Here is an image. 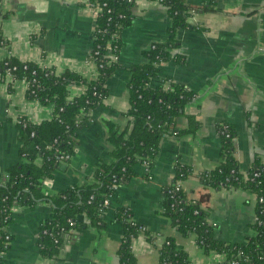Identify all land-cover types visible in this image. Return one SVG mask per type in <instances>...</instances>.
<instances>
[{"label":"crops","instance_id":"0c3cea01","mask_svg":"<svg viewBox=\"0 0 264 264\" xmlns=\"http://www.w3.org/2000/svg\"><path fill=\"white\" fill-rule=\"evenodd\" d=\"M89 0H0V62L15 59L52 69L58 75L67 71L88 80L97 76L92 60L98 11ZM198 8L191 22L196 30H180L179 52L185 65L169 62L161 75L171 77L197 93L186 108L200 127L179 139L166 137L160 145L151 179L145 165L137 176L117 190L114 207H127L133 219L153 236L141 234L132 243L137 264H159V249L166 237H174L189 254L193 264H221L223 254L206 253L195 236L184 238L171 227L164 214L163 189L176 177V164L188 166L193 174L181 185L197 191V173L211 171L223 163L222 139L218 125H231L236 132L234 147L240 172L247 175L255 164L264 165V0H185ZM211 5L204 11L202 6ZM133 23L122 32L123 48L117 69L106 87L105 106L96 108L91 121L79 132V146L69 166L43 183L42 191L54 197L90 181L101 161L108 162L113 146L107 122L127 125L123 117L130 107L131 69L144 64V56L154 43L169 38L171 19L167 8L157 0H138ZM159 81L154 80L156 86ZM28 83L0 80V173L24 161L18 123L33 125L50 121L54 106L27 97ZM82 87L71 88L76 98ZM186 118L177 127L188 128ZM40 164V160H38ZM257 200L245 190H221L211 198L209 223L215 236L227 244L244 243L255 223ZM12 222L5 228L10 236L1 254L7 264H121L118 248L124 231L107 218L106 226H87L62 238L60 249L51 256L39 245L41 226L53 214L52 206L39 202L34 207L15 206ZM79 221L87 224L85 215ZM67 236L69 238L67 239Z\"/></svg>","mask_w":264,"mask_h":264},{"label":"trees","instance_id":"16d2710c","mask_svg":"<svg viewBox=\"0 0 264 264\" xmlns=\"http://www.w3.org/2000/svg\"><path fill=\"white\" fill-rule=\"evenodd\" d=\"M138 0H89L98 11L95 28V47L92 60L98 72L93 80L67 71L62 75L52 69L42 68L30 62L8 59L0 62L1 80L11 82L24 80L28 83L27 97L54 106L53 117L40 125L26 119L18 123L23 143V162L0 173V264H7L2 253L8 248L5 228L12 222L15 206L34 207L39 202L52 206L53 214L41 226L39 245L43 254L54 255L61 247L62 237L73 234L87 226H106L107 218L123 228V239L118 248L121 264H137L132 253V243L141 234L150 241L153 236L143 225L133 219L127 207H114L112 200L118 188L127 185L137 176L136 168L145 165L149 169L147 179L159 154L164 138L179 139L195 133L200 122L186 114L187 106L197 98L195 91L176 83L171 77L161 75V66L169 62L185 65V55L179 52L180 42L176 36L180 30H196L191 18L198 12L185 0H157L164 5L171 19L169 38L154 43L145 51L146 62L131 69L129 82L130 107L123 113L128 119L125 127L107 122L109 142L113 150L108 162L101 161L93 178L85 184L73 187L54 197L43 194V183L65 170L75 157L79 146V132L91 121L92 112L105 106L108 96L107 82L117 69L123 42L122 32L133 23V8ZM202 10L211 9L204 4ZM111 57L117 58L112 61ZM154 80L159 84L153 86ZM82 87L83 93L70 97L71 88ZM188 120V128L177 127L179 119ZM222 139L223 163L211 170L197 173L199 189L187 192L179 186L193 171L182 163L176 164L173 183L163 189L164 214L171 227L184 238L196 237L198 246L206 253L223 254L227 264L239 253L251 257L256 264H264V201L257 202L258 221L252 225L254 236L244 243L227 244L215 236L216 228L209 223L211 198L221 190H245L257 198H264V165L255 164L244 176L236 159L235 129L228 124L218 125ZM40 160V164L38 163ZM259 173L258 177L254 174ZM8 176L6 181H2ZM85 215L88 223L79 221ZM159 251V264H193L188 252L174 237H166Z\"/></svg>","mask_w":264,"mask_h":264},{"label":"built area","instance_id":"2783aa9c","mask_svg":"<svg viewBox=\"0 0 264 264\" xmlns=\"http://www.w3.org/2000/svg\"><path fill=\"white\" fill-rule=\"evenodd\" d=\"M110 59H112V61H116L117 58L111 57ZM0 80H1V75H0ZM247 175H244V176H247ZM254 176L258 177L259 173H255ZM7 179H8V176H5L2 181H6ZM179 186H181L180 183H179ZM255 197H256L257 202L259 201L260 203H262L264 201L263 197L262 198H257V196H255ZM257 221H258V218L256 217L255 218V223ZM256 234H257L256 231H251L249 236H254ZM9 240H10V236L7 235V237H6V242L7 243L6 244H8ZM261 259L264 260V255L262 256ZM227 264H256V263H254V260L251 257H245L244 258L243 255L239 253L236 257H234L232 260H230Z\"/></svg>","mask_w":264,"mask_h":264},{"label":"water","instance_id":"95a60500","mask_svg":"<svg viewBox=\"0 0 264 264\" xmlns=\"http://www.w3.org/2000/svg\"><path fill=\"white\" fill-rule=\"evenodd\" d=\"M69 238V236H67V239Z\"/></svg>","mask_w":264,"mask_h":264}]
</instances>
